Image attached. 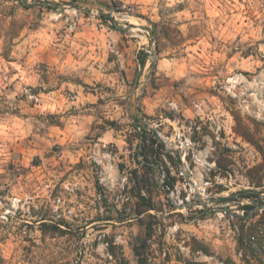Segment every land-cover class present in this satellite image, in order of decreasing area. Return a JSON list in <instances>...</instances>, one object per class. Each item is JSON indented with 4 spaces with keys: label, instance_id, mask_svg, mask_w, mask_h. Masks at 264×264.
Returning a JSON list of instances; mask_svg holds the SVG:
<instances>
[{
    "label": "rangeland",
    "instance_id": "rangeland-1",
    "mask_svg": "<svg viewBox=\"0 0 264 264\" xmlns=\"http://www.w3.org/2000/svg\"><path fill=\"white\" fill-rule=\"evenodd\" d=\"M134 118L166 165L138 164ZM242 190L264 192V0H0L1 264H264L262 211L220 201Z\"/></svg>",
    "mask_w": 264,
    "mask_h": 264
},
{
    "label": "trees",
    "instance_id": "trees-1",
    "mask_svg": "<svg viewBox=\"0 0 264 264\" xmlns=\"http://www.w3.org/2000/svg\"><path fill=\"white\" fill-rule=\"evenodd\" d=\"M108 19L112 21V18H108ZM140 55H143V57L140 59V64L141 66H144L147 54L141 51ZM134 121L136 122L137 128L140 129V133H138L140 143L137 146V152H136V160L138 164L150 170H153L155 168V166L157 165L156 161H160L162 164L166 165L165 162L163 161V156H162L163 155L162 151H165V145L158 136V134L155 131L149 129L148 126L142 125L137 118H134ZM151 138L153 139L154 142L148 143L149 142L148 139ZM177 163L178 164L181 163L180 158H178ZM166 171L169 173L168 170ZM256 184L257 186H262L261 182ZM170 187L173 188L174 186L171 184ZM263 193H264L263 191L242 190L233 193L226 198H220V201L222 202H230L233 200V198L248 200L250 204L244 205L242 209L245 210L246 216L244 217H248L249 219L251 218V216H249L250 211L253 210L262 211V217H261L262 220L258 222L257 226L254 227V229L251 230L252 232L249 235V239H252L254 241L256 240L255 243L254 242H250V243L259 246L260 250H262L264 243V196H261ZM246 243L247 241L244 239L239 240V244L243 248H245ZM249 248H251V245ZM134 254L137 260V264H149L148 259L145 257L144 253L141 252L140 247L138 246L135 247ZM229 264H234V263H229Z\"/></svg>",
    "mask_w": 264,
    "mask_h": 264
},
{
    "label": "water",
    "instance_id": "water-1",
    "mask_svg": "<svg viewBox=\"0 0 264 264\" xmlns=\"http://www.w3.org/2000/svg\"><path fill=\"white\" fill-rule=\"evenodd\" d=\"M73 5H76V6H85V7H90V8H97V9H101L103 8L104 6L101 5V4H94V3H88V2H76L74 1ZM115 27L118 29V30H121L122 28L118 27L117 25H115ZM142 70L138 72V75H137V78L135 80V83L133 85V93L134 91L136 90V85H137V81H138V78L141 74ZM135 101L132 102V114L134 117H136L135 115Z\"/></svg>",
    "mask_w": 264,
    "mask_h": 264
}]
</instances>
